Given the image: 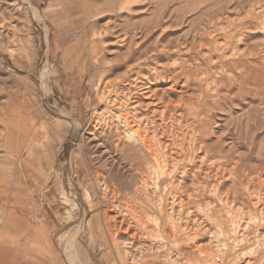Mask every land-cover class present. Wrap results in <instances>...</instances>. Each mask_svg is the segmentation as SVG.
Returning a JSON list of instances; mask_svg holds the SVG:
<instances>
[{
  "label": "rangeland",
  "instance_id": "obj_1",
  "mask_svg": "<svg viewBox=\"0 0 264 264\" xmlns=\"http://www.w3.org/2000/svg\"><path fill=\"white\" fill-rule=\"evenodd\" d=\"M258 4L264 0H0V131L4 120L27 125L8 157L2 156L0 143L4 238L17 235L4 227L15 204L16 183L21 186L18 200L29 205L19 247L31 246L36 225L50 234L49 251L26 247L23 253L35 258L42 252L48 264H105L99 237L73 238L76 228L106 209L115 206L123 216L126 203L144 211L131 192L137 183L133 161L116 146L126 128L124 114L156 128L157 141L171 144L169 157L171 147L178 149L181 168H206L222 157L228 170L237 159L235 187L226 175L223 191L236 195L242 205L241 225L254 207L263 215L264 175L258 178L259 172L264 174L261 24L229 26L236 16H244L243 7ZM227 41L254 51V59H224L220 54L232 51L221 49ZM30 139L42 150V163L26 170L20 161ZM46 143L51 146L47 154ZM245 171L253 175L246 187ZM99 177L111 182L116 198L101 195L94 185ZM184 179L187 196L192 182ZM146 219L148 227L155 226L156 221ZM101 224L108 242L103 218ZM201 239L205 242L206 235ZM72 241L74 254L68 251ZM3 248L10 249L6 253L13 260L15 248ZM260 257L264 260V253Z\"/></svg>",
  "mask_w": 264,
  "mask_h": 264
},
{
  "label": "bare ground",
  "instance_id": "obj_2",
  "mask_svg": "<svg viewBox=\"0 0 264 264\" xmlns=\"http://www.w3.org/2000/svg\"><path fill=\"white\" fill-rule=\"evenodd\" d=\"M258 5L243 7L245 9L244 16H236L237 18L235 17L230 21L229 26L232 27L235 22L239 26L256 20V24H261L259 25L263 39L261 46H264V20L260 19L263 16L264 5ZM37 17L39 18V16ZM227 17L226 15L224 18L227 19ZM41 20L43 21L42 18ZM214 23L211 19L210 24ZM224 31L230 33L231 29L225 28ZM220 46H222L221 49H228V52L232 50L229 55L220 54L224 59H254L255 57L254 51H248L247 47L240 49L229 46L228 41ZM100 93L102 95L101 91ZM8 122L4 120L5 131H0V143L4 157L14 153L18 143L16 140L22 139L27 131L26 122L18 121V124L14 126ZM122 122L123 127L126 128L122 132L120 131L122 137L117 138L116 146L119 145L121 152L133 161L132 174L136 177L137 183L135 182L131 192L139 196L144 211H136L138 208L135 209L134 204L126 205V203L122 205L123 216L120 211L115 209V206L106 209L102 216L97 213L94 214L84 228L82 225L76 228L75 234L72 232L74 234L73 239L76 241L80 235H86L90 238L92 236L99 237V245H104L103 254L100 257L105 264H234L241 260L242 255L248 256L242 261V264H264V260L260 257L264 253V213L262 212L263 215L256 213L258 210L254 207L255 212L247 213L246 222L241 225L239 221L240 214L243 213L242 205L237 203L236 195H229L228 191H223L222 188L223 179L226 175L232 182L231 186L235 187V171L238 160H233V165L228 170L223 167L222 157L210 161L206 168L192 169V167L185 166L181 168L177 157L178 149L172 150L171 147L169 157L167 150L171 144L166 143V141H157L155 136L158 130L156 128L150 129L147 127L149 123L142 122L141 118L131 119L126 114L122 116ZM139 124H143V128L140 126V129ZM149 126L152 125L149 124ZM156 126L160 127V125ZM161 133L163 134V129H161ZM34 144L33 140H28L26 143L27 156L20 161V165L26 170L35 168L39 163H42V150H36ZM174 145L177 146L178 143H174ZM50 149L51 146L48 143L45 153L50 152ZM173 155L176 157H172ZM203 160L202 158L201 162ZM1 172L3 173V169ZM244 173L243 185L246 187L253 180V175L250 172L246 173V171ZM152 175L155 177L152 178ZM262 175L264 174L259 172L258 178H261ZM185 176L190 178L192 182V191L187 196L183 194ZM6 177L9 178V175L6 174ZM110 183L99 177L95 180L94 185L99 188L101 195L109 194V197L116 198L117 190ZM14 186L12 197L15 204L13 209L7 211L4 227H6L5 229L11 228L13 233L17 235H12V238L6 239L4 233H0V261L2 264L4 260L5 262L10 261L11 264H48L49 262L45 259L46 255L42 252L35 255L38 257L29 258L22 249L28 247L33 250L49 251L50 234L48 235L43 226L36 225L34 227L32 235L29 237V239L32 238L29 242L31 243L30 247L25 244L19 247L18 236L24 232L22 220L27 218L29 205L18 200V190L21 186L16 183ZM167 195H169L168 198ZM258 196L256 195V197ZM91 203L89 199V204L93 207ZM31 206L33 205L31 204ZM137 214L138 216H136ZM101 218L105 221L104 228L108 242L104 237ZM146 218L156 221L155 226L148 227ZM202 235L207 237L205 242L201 239ZM75 241H72L68 250L71 254L76 252ZM5 244L12 246L17 251L13 260H9L11 256L6 252L10 249H4Z\"/></svg>",
  "mask_w": 264,
  "mask_h": 264
}]
</instances>
